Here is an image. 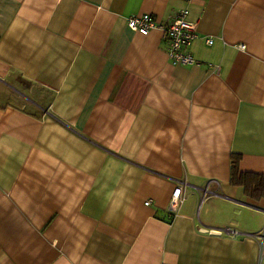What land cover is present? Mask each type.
Listing matches in <instances>:
<instances>
[{"label":"crops","instance_id":"1","mask_svg":"<svg viewBox=\"0 0 264 264\" xmlns=\"http://www.w3.org/2000/svg\"><path fill=\"white\" fill-rule=\"evenodd\" d=\"M184 7L198 64L127 26ZM232 155L264 173V0H0V264H264Z\"/></svg>","mask_w":264,"mask_h":264},{"label":"built area","instance_id":"2","mask_svg":"<svg viewBox=\"0 0 264 264\" xmlns=\"http://www.w3.org/2000/svg\"><path fill=\"white\" fill-rule=\"evenodd\" d=\"M127 26L136 32L142 34L148 33L152 29H160L162 38L166 44V54L169 61L174 65H192L198 64L188 47L198 37L197 21L190 18L188 8L184 7L176 11L167 25L159 24L151 14L143 13L130 16L127 19ZM207 44L212 43L211 38H206ZM243 49L244 45H237ZM184 198L183 186L177 185L172 193L168 203V210L175 212ZM146 201L145 204H148ZM259 241V259L264 257V229L258 235Z\"/></svg>","mask_w":264,"mask_h":264},{"label":"trees","instance_id":"3","mask_svg":"<svg viewBox=\"0 0 264 264\" xmlns=\"http://www.w3.org/2000/svg\"><path fill=\"white\" fill-rule=\"evenodd\" d=\"M230 183L241 186L244 193L253 199L264 197V173L240 171L239 156L231 157Z\"/></svg>","mask_w":264,"mask_h":264},{"label":"rangeland","instance_id":"4","mask_svg":"<svg viewBox=\"0 0 264 264\" xmlns=\"http://www.w3.org/2000/svg\"><path fill=\"white\" fill-rule=\"evenodd\" d=\"M21 82L22 83H24V84H26V82L25 81H23V80H21ZM24 87H26L24 90H25V94H27L29 97H35V98H38L37 96V92H36V89H33L31 86H29V85H27L26 84V86H24ZM28 87V88H27ZM10 94H12V95H8V97L9 98H12V99H15V100H17V102H20V103H22V105L24 104V101L22 100L23 98L21 97H17V95L16 94H13V93H10ZM4 97V96H3ZM2 97V98H3ZM39 98H41V96H39ZM25 107L26 108H30V106H28V105H25Z\"/></svg>","mask_w":264,"mask_h":264}]
</instances>
